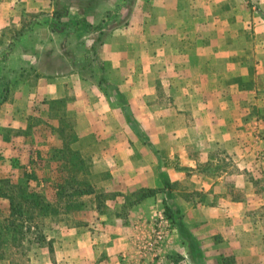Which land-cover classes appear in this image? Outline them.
<instances>
[{
    "label": "crops",
    "instance_id": "1",
    "mask_svg": "<svg viewBox=\"0 0 264 264\" xmlns=\"http://www.w3.org/2000/svg\"><path fill=\"white\" fill-rule=\"evenodd\" d=\"M53 2L0 0V63L15 57L22 70L17 86L13 81L0 105V129L15 131L12 140L3 143L12 152L10 158L18 157L22 165L29 159L28 169L38 144L36 135L25 138L36 114L35 102L67 97L75 81L58 74L51 79L52 71L39 64L33 46L25 48L41 25L25 28V16L52 20ZM238 2L136 0L129 25L109 35L103 50L111 67L127 70L124 88L132 56L146 66L151 63L146 50L154 49L160 64L157 79L165 84L172 103L150 104L147 91L139 90L132 111L155 115L150 121L140 115L137 126L155 122L163 132L145 143L131 135L127 119L113 122L107 153L88 156L96 168L110 171L100 182L102 190L117 194L103 213L96 206L77 213L84 227L70 226L61 233L55 243L58 264H225L227 256H234L237 264H264V220L259 216L264 205L259 188L264 179V120H258L259 105H264V42L249 37L251 15L235 7ZM42 30L50 33L51 25ZM254 30L258 33L259 26ZM84 85L75 90L74 106L81 109L79 123L85 124L79 127V143L97 133L84 116L100 91H85ZM255 98L261 104L253 102ZM256 113L258 119L253 118ZM162 175L175 184L172 200L183 218L178 225L168 220L170 230L152 253L142 248L165 216V194L133 206L126 218L120 213L124 195L163 189ZM174 256L177 260L172 261Z\"/></svg>",
    "mask_w": 264,
    "mask_h": 264
},
{
    "label": "rangeland",
    "instance_id": "2",
    "mask_svg": "<svg viewBox=\"0 0 264 264\" xmlns=\"http://www.w3.org/2000/svg\"><path fill=\"white\" fill-rule=\"evenodd\" d=\"M135 3L136 0H117L116 2L111 0H54L53 12L56 4L58 9L64 13L62 23L47 20L43 16L35 18L25 16L24 24H27L29 28L32 23L41 24L37 27L35 33L26 40L27 43H24L25 48L33 46L32 51L37 52L39 64L43 65L45 63V67L52 71L51 79L58 74V77L64 78L65 76L73 78L75 81H73L74 86L71 92L67 94V97L62 98L64 104L60 108L61 110L56 113L69 119H66L67 121L64 123L66 126L64 140L57 132V128L60 126L59 121L54 118L55 114L52 116L50 113L47 103V100L50 99L35 102L36 114L35 117L31 118L30 130L25 133V138L31 137L33 139L35 135L38 137L37 149L32 154L34 159L31 158L32 155L30 157L29 164H32H30L29 169L27 163L29 159L26 157V164L22 165V161L18 157L10 158L12 152L8 149V145L3 143L6 142L4 139L12 140L15 131L7 128L0 129V190L11 194L10 188L12 185L28 186L30 191L43 194L52 203V208L49 210L43 227L48 240L52 243V247H17L11 235H7L4 245L6 258L0 261V264H58L55 243L58 242L57 239L61 233L70 226L84 227L76 220L77 213L94 206H96L99 213H103L108 209L107 203L114 198L117 192L103 191L100 182L107 179L110 171L102 170L100 167L96 168V165L88 156H91L93 152L100 155L103 152L107 153L108 141L112 137L110 131L113 122L119 124L123 119H127L130 124L129 128L132 131L131 135L141 138L145 143L152 138H156L159 132V134L163 132L156 127L155 122L149 123L146 128L137 126L140 115L150 121L151 116L155 114L147 112L138 114L133 112L131 108V104L138 103L140 99L139 90L147 91L150 104L159 102L160 104L171 105L172 103V97L167 95L165 84L157 79V70L160 64L153 57L155 54L152 55L154 49L146 50L148 53L146 58L151 61L146 66L139 63L140 57L132 56V64L129 67L131 74L128 77L130 81L128 84L124 82L127 84L125 88L122 85V78L127 70L123 69L122 66L111 67V63L108 61L109 55L106 56V52L103 50L106 40L113 31L119 28L122 30L129 25L130 14L134 12ZM237 6L251 15L248 25H246L249 37L252 36L254 39L257 37L261 42H264V0H241V3L238 2L235 5V7ZM83 19L93 22L92 24L97 27L87 30L80 24ZM102 20L103 22H101ZM47 25L49 27L51 25L50 33L42 30ZM256 26H259L258 33L254 30ZM74 27H77L76 31H74ZM99 38L102 41L100 44L97 42ZM93 45H95V50L90 49ZM118 45L123 48L122 44ZM134 45L133 42L130 47L133 48ZM39 46L40 49H38ZM139 52L140 50L137 51V54ZM18 63L19 59L15 57H12L9 61L7 60L4 64L0 63V105L3 98H5L2 94L3 84L11 87L14 81V85L17 86L20 72H22L21 68L18 67ZM101 66L104 70L101 69ZM38 67L40 68L39 65ZM7 77L11 79L6 80ZM81 83L85 84V91L95 89L100 92L96 97V101L86 107L90 110V113L84 116L87 122L94 123L93 127L97 128V135H90V138L85 137L79 143L78 141H81L79 127L85 124L79 123L81 117L78 114L81 109L75 107L74 103L76 101L75 90L80 88ZM126 91L129 92L130 96L124 94ZM156 92L161 94V97L151 96ZM60 94L62 95L63 92H60ZM11 99L15 101L14 98ZM255 99L253 102L261 104L257 101L259 98ZM94 104L96 107H94ZM259 106H261V109H259L261 111L258 114L259 119L257 113L253 118L264 120V105ZM91 108H93V112ZM167 115L168 117L171 116L170 113ZM42 136L45 137L40 138ZM75 138L78 144L75 141L73 142ZM97 139H100L103 143L96 144ZM63 141H65V144ZM73 151H77L85 161L84 168L81 167L80 163L73 160L74 157L71 154ZM7 158H10L9 163L10 166L14 167H12L13 169H10ZM102 158H105V156ZM106 167L107 165L102 166V168ZM262 168L263 165L260 169ZM90 186L94 188V193L80 194L89 190ZM62 187L70 190L74 197L68 198L58 195V191ZM98 188L99 190H97ZM259 188L264 191V179H261ZM129 194L124 196L126 197ZM127 212L125 210V214ZM10 213L9 200L0 197V220L9 218ZM259 216L264 220V205L259 210ZM29 217L30 214L25 216V218ZM163 217L169 220L166 216ZM157 226L159 227V221L155 225L154 232ZM175 260H177L176 256L172 257V261Z\"/></svg>",
    "mask_w": 264,
    "mask_h": 264
},
{
    "label": "trees",
    "instance_id": "3",
    "mask_svg": "<svg viewBox=\"0 0 264 264\" xmlns=\"http://www.w3.org/2000/svg\"><path fill=\"white\" fill-rule=\"evenodd\" d=\"M63 19L64 13L59 10L57 5L55 4V11L53 12L52 20L54 22L62 23ZM101 22H103V20ZM80 24L87 28V30L97 27L96 25L89 23L86 19L81 20ZM26 26L28 27V25H25V28ZM76 30L77 27H74V31ZM97 42L99 44L102 43L100 38L97 40ZM94 46L95 45L91 46L90 49L95 50ZM43 67L46 68L45 63L43 64ZM102 68L103 67L101 66V69ZM46 71H49L48 68H46ZM9 88L10 87L8 85L3 84L2 94H4L5 98H3L2 102L7 100ZM47 103L50 108V113L52 114V116L53 114H55L54 118L59 121L60 126L57 128V132L64 140V129L66 130V126L64 123L69 119L66 116L56 114L58 113V110H61L60 108L63 106L64 101L63 99H56L47 101ZM74 141L76 143L77 139L75 138L73 142ZM63 142L65 144V141ZM71 154L74 157L73 160L77 163H80V165H82L81 167L84 168L85 161L79 156L80 154L77 151H73L71 152ZM162 179L164 183L163 189L143 188L134 191L126 196L123 210L120 213V216L126 218L129 214V210L133 206L143 202L148 198H153L160 193H164V215L173 223L177 225L180 224L183 218V214L172 200V191L175 189V184H173L164 175H162ZM10 189L11 194L2 192L0 190V197L8 199L11 207L10 217L2 221L0 220V261L5 260L6 258L4 245L7 235H11L12 240L17 244V247H52V243L48 240L43 228L45 226V219L49 214V210L52 208V203L48 201L43 194L35 191H30L28 186L12 185ZM94 192V188L90 186L89 190H87L86 192H81L80 194H92ZM58 195H63L64 197L68 198L74 197V194H72L70 190H66L63 187L60 191H58ZM125 210L128 211L126 214ZM27 214H30L29 218H25ZM223 262L225 264H237L234 256L225 257L223 259Z\"/></svg>",
    "mask_w": 264,
    "mask_h": 264
},
{
    "label": "built area",
    "instance_id": "4",
    "mask_svg": "<svg viewBox=\"0 0 264 264\" xmlns=\"http://www.w3.org/2000/svg\"><path fill=\"white\" fill-rule=\"evenodd\" d=\"M170 230V224L165 217L159 219V227L157 226L156 231L152 234L148 242L144 244L143 249L148 252L155 253L162 245L165 237Z\"/></svg>",
    "mask_w": 264,
    "mask_h": 264
}]
</instances>
